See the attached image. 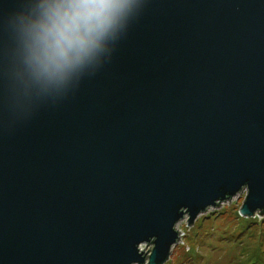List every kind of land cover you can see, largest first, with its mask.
<instances>
[{"label":"water","instance_id":"water-1","mask_svg":"<svg viewBox=\"0 0 264 264\" xmlns=\"http://www.w3.org/2000/svg\"><path fill=\"white\" fill-rule=\"evenodd\" d=\"M0 0V264H163L176 223L247 188L264 211V0H130L44 88Z\"/></svg>","mask_w":264,"mask_h":264},{"label":"clouds","instance_id":"clouds-1","mask_svg":"<svg viewBox=\"0 0 264 264\" xmlns=\"http://www.w3.org/2000/svg\"><path fill=\"white\" fill-rule=\"evenodd\" d=\"M130 0H43L17 27L23 71L37 85L57 86L89 60Z\"/></svg>","mask_w":264,"mask_h":264},{"label":"rangeland","instance_id":"rangeland-1","mask_svg":"<svg viewBox=\"0 0 264 264\" xmlns=\"http://www.w3.org/2000/svg\"><path fill=\"white\" fill-rule=\"evenodd\" d=\"M247 188L207 207L191 223L185 214L175 225L177 242L163 264H264V211L241 215ZM152 242L139 245L148 264Z\"/></svg>","mask_w":264,"mask_h":264}]
</instances>
